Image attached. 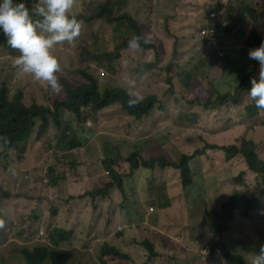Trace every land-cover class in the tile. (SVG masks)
<instances>
[{
	"label": "rangeland",
	"instance_id": "rangeland-1",
	"mask_svg": "<svg viewBox=\"0 0 264 264\" xmlns=\"http://www.w3.org/2000/svg\"><path fill=\"white\" fill-rule=\"evenodd\" d=\"M106 1L76 0L74 10L76 12L81 11L84 14L94 13L95 8ZM108 1L111 5H114L112 14L121 11L128 17L136 18L141 22L150 20L149 17H152L151 10L154 5L164 8L179 4V0H123L121 5L119 0ZM194 1L195 5L189 10L198 13V16L192 17V20H198L197 23L207 19L208 9L217 7L218 11L225 17L231 15L233 18H237L240 14L245 15L244 18L235 21L234 30L235 28L242 30L246 37L252 29V24L261 29L264 26L263 23H256L253 16L250 15V11H252L264 19V0H186L185 4ZM40 3L41 0H26V6L30 11ZM204 3L208 5L207 11L201 7ZM175 13L177 12L173 11V14ZM189 17L177 14L172 18L170 29L180 27L183 29L172 36L178 44L179 51L178 55L172 59L178 64L179 69L170 85L158 84L157 86L145 87L143 75H133V72H129L128 58H137L146 63L151 59L150 51L143 53L126 52L125 48L119 47L118 51L121 54L112 56L111 61L100 60L103 51H109L110 47L116 46V42L123 40L122 33L118 31L126 29V26L120 25L116 31L117 26H112V22L108 23L107 18L86 24L80 40L81 49H85L91 55L96 52V58L81 54L75 47L70 45L63 46V43L53 48V54L62 66L58 76L66 81L65 83L68 85L75 87L84 82L79 74L80 70L92 74L97 79L99 87L110 89L126 87L124 82L132 76L135 81H140L135 89L140 92L143 98L147 97L146 95L155 94L156 104L149 116L141 120L130 118L129 114L119 104L104 108L98 113L86 108L80 120L63 111L61 114L62 123L59 126L61 130L50 124L46 130L41 132L35 123L30 133V139L26 143L16 146L0 145V184L12 183L17 172L22 170L18 181L19 186L15 190L16 196L21 193V198H18L16 204L7 200L8 204L5 207L11 215L18 218L17 224L15 220L8 234L21 235L26 233L28 225L26 219L29 218L24 215L25 205L39 206V199L42 197L46 198L41 202V207L39 206L43 217L48 215V204L54 202L59 212L56 215L57 219L62 221V215L68 211L65 201L69 203L68 199L70 197L79 196V193L74 191V181L79 188L82 187V184L76 181V175L71 176V172L68 171L65 173L68 178L59 183L60 187H53L49 181L48 170L67 171L62 170L63 165L60 164L63 161L62 159L66 162L73 158L77 166H82L84 163L95 164L94 152L85 151L84 147H100L108 140L103 134L118 133L114 143L118 146L123 159L112 158L118 164L119 169L114 166L118 171L127 173L130 170V167L125 166L124 163L130 165L127 159L131 153L138 154L140 167L146 160L154 159L158 155L170 156L172 159L177 153H181L191 157L189 166L193 181L191 186L186 188L183 193L178 194V185L176 181L172 180V172L158 168L145 170L149 174L147 176L148 184L144 185V188L139 187V175L142 176L141 174H138L135 179L134 177H127L124 187L130 191L134 190L129 194L130 199L124 200L120 207L116 206V203L111 206L114 213H116V217L118 214L121 216V221L120 218H117L116 221H113V224L117 222V226L113 231L110 233L102 232L101 236L107 238V235L122 231L123 237L118 239L116 243L118 250L131 254L137 261V255L141 249L136 242L139 241L140 237H150L151 232L144 233L143 229H156L153 217L159 214V207L156 208L154 202L149 201L152 195L148 189L155 187V183L162 182L158 185L160 188L168 189L172 187L175 191V194L166 196L165 204L170 209L171 215V224L168 225L171 234L166 232L164 236L168 235L172 243L175 244L174 250H177L181 255L180 263L189 264L190 261L193 262L192 264L220 263L216 255L210 256L208 254L210 247L209 242H206L207 236L202 241L198 238L199 232L205 231L207 235H210L211 230L208 225L204 227L201 224V220H204L202 211L206 210L205 218L209 219L210 215L207 212L212 213L219 207V198L224 194L250 193L253 191L254 195H257L260 187L254 175L245 168L241 158L245 152H250L264 161V115L254 117L251 120L247 119L244 107L247 106L249 99L247 96L245 97V93L236 92L235 77L232 72L221 70V60L217 56L218 52L215 49L216 45H214L213 40L203 45L202 41L197 38L198 44L194 45L197 49H191V46L186 43L192 33L189 29L193 27L192 20L189 21ZM142 30L145 31L147 41L151 40V43L157 46L158 49L162 48V43L157 42L154 36L156 32L162 37L161 21L158 22V25L155 23L146 24L142 27ZM196 30L200 32V28H196ZM181 35L185 38L180 39ZM239 36V32L233 33L234 39L237 40ZM97 37L99 39H96ZM191 40L194 42L195 39L192 38ZM232 49L233 53L236 54L242 47L239 44H234ZM167 52L170 56V48ZM10 53L13 55L19 54L11 49L7 52L4 46L0 44V85L6 87L10 99L17 97L20 93L24 106L31 104L41 106L48 104L54 98L55 100L64 98L63 90L58 94L53 93L48 90L50 88L46 82L36 81L30 74L28 75L33 81L22 75H17L12 65L17 68L18 66L15 64V60H11L12 55ZM237 60L240 65L244 64L241 54L237 55ZM154 75L156 74L154 73ZM150 76L151 74H148V77ZM224 94V103L215 106L209 105L207 108L204 106L208 100L213 101L216 99V101H219ZM229 99H235L238 104L236 106L230 104ZM83 120H85L84 127L81 124ZM67 121L68 126H66ZM69 127V132L76 136L79 144L82 142L84 145L80 144L81 146L75 149L61 151L55 145L60 137V132L63 131L62 129L66 130ZM204 142L239 147L242 144L243 150L239 147L236 148L240 149V154L237 153L236 149L230 153L222 151H218L216 154L210 153L214 160L220 161V163L224 162L214 167L210 165V156H196L193 153L195 148L201 147ZM78 160L79 162H77ZM16 162L18 163L13 164ZM214 168L217 171H212ZM130 172L134 173L135 171L130 170ZM23 174H28L29 179L21 186L20 180ZM101 174L104 175V171ZM33 175L35 177H32ZM44 179L47 184L41 183V180ZM133 179L134 181H132ZM103 181H105V178H103ZM91 185L97 187L96 183ZM139 195L141 201L139 200L137 208L138 216L145 218L146 222L138 225V217L134 213L136 203L134 197L138 198ZM115 196L116 194L113 197ZM58 198L62 202L58 203ZM25 199L31 201H25ZM261 203L262 208L256 209L251 214L253 224L260 225L258 232L254 231L252 227L250 228V223L245 219L239 224L233 222L231 224L232 232L228 229L219 230L226 246H231L228 244V239L232 240L236 244L235 246L244 250L251 259L254 254H259L261 246H264V228L259 223V220L264 218V198L261 199ZM71 207H73L72 204ZM148 209H154V212L150 213ZM33 213L38 217L35 212ZM130 215L131 218H129ZM238 225L242 227V234L238 229ZM65 226L69 229L71 225L67 223ZM98 226L101 228L100 230L109 227L105 222ZM242 235L248 238L244 240ZM162 238L159 240L161 241ZM3 240L4 237L0 234V243ZM18 242H20V239H18ZM32 242V239L27 240L29 245ZM204 244H206V247L203 251H206V254L201 251V249H204ZM66 248L70 256L67 264H73V261L78 262V256L75 255L76 251H73L70 245ZM199 254L204 257H199ZM162 257L161 264H163L165 258V248L162 250Z\"/></svg>",
	"mask_w": 264,
	"mask_h": 264
},
{
	"label": "trees",
	"instance_id": "trees-1",
	"mask_svg": "<svg viewBox=\"0 0 264 264\" xmlns=\"http://www.w3.org/2000/svg\"><path fill=\"white\" fill-rule=\"evenodd\" d=\"M121 1L123 0H119L120 5ZM185 2L186 0H179L178 5L164 8L154 5L151 10L152 17H149L150 20L147 22L130 18L126 14L121 13V11L112 14L114 5H111L108 0L95 8L94 13L89 12L84 14L81 11L76 12V10H74V13L78 19L83 20L81 28H85L86 24L97 22L98 19L102 18H107L108 23L112 22V26H117L116 31L120 25L126 26V29L123 31H118L122 33L123 40L116 42V46L110 47L109 51H103V56L100 57V60L104 59L107 61H111L112 56L121 54L118 51L119 47L125 48L126 52H131L132 50L127 47L128 40L134 35L146 36L142 27L146 24L151 25V23L158 25V22L161 21L163 38L156 32L154 36L157 42L162 43V48L158 49L149 40L146 43H142L143 51H135L136 53L150 51V61L144 63L140 59L127 57L129 60V72H133V75H143L145 81L143 84H145V87H151L157 86L158 84L170 85L175 73L179 69L178 64L172 59L179 53L178 44L172 36L176 35L183 28L170 29L172 18L174 15L179 14L186 17L190 16L189 21H191L193 16H198V13L189 10L195 5V1L189 4H185ZM207 6V3H204L201 7L207 11ZM173 11L177 13L173 14ZM208 11L214 13L212 18L207 17V19L202 20L200 23H197L198 20L194 19L191 21L193 27L189 25L191 27L189 30L192 33L186 43L191 46V49H197L194 46L198 44L197 38L202 41L203 45L213 40L214 45L217 46V50L222 52H230L234 44H239L244 49L250 48L249 43L257 36L255 31L251 32L248 40L242 31H237L240 33V36L236 40L233 38L232 33L234 32L233 27L236 24L235 21L238 19L233 18L231 15L227 17L223 16L217 7L210 8ZM250 15L253 16L256 23H264V19L257 13L250 11ZM199 20L201 19L199 18ZM196 28H200L204 33L201 34ZM209 31H213V34L210 38H207L205 33ZM260 37L264 39V33ZM184 38L183 35L180 36V39ZM192 38L195 39L194 42H192ZM96 39H99V37ZM0 44L4 46L7 52L10 50L6 45V38L2 33H0ZM70 46L75 47L81 54L91 55L85 49H81L80 41H75ZM169 48L171 50L170 56H168L167 52ZM244 49L240 52L243 53ZM91 56L96 58V52H93ZM15 57L12 55L11 60H15ZM12 67L14 66L12 65ZM79 74L84 82L72 87L60 78V84L62 85L65 97L61 100H55L54 98L48 104L41 106L37 104L24 106L21 103L20 95L14 99H8L6 88L0 85V145L16 146L26 143L30 139V133L35 123L41 132L46 130L50 124L57 126L61 130L59 126L62 123L63 118L61 114L63 111H66L73 118L80 120L86 108L98 113L104 108L119 104L129 114L130 118L139 120L149 114L156 102V96L149 94L140 103L134 106L128 105L127 93L128 90H132V84L129 82H134L135 86L140 83V81H135V78L132 76L124 82L126 83V87L122 89H110L107 87H99L97 79L85 70H80ZM148 74H151V76L148 77ZM245 79L246 77L240 78V85L244 84V87L246 85L244 83ZM245 113L247 119L251 120L254 117L264 115V110L258 109L254 105L246 107ZM84 123L85 120L81 121L83 127ZM66 126H68V121L66 122ZM96 126L98 127L99 125L97 124ZM69 129L70 127L66 130L62 129L63 131L60 132V137L56 142L55 147L61 151L75 149L76 147H80V144L84 145L82 142L79 144L76 136L71 134ZM103 136L108 140L102 146L84 147L85 151L94 152L96 158L95 164L89 165L84 163L82 166H77L73 158H70L66 162L62 159L63 161L60 163L63 165L62 170L67 171L48 170L49 181L53 187H60L59 183L68 178L65 175L68 171L71 172V176L76 175V181L82 184V187L79 188L74 181V191H77L79 196L74 198L70 197L68 199L69 203L65 201L68 211L62 215V221L57 219L56 215L59 212L54 202L48 204V215L43 217L39 206L41 207V202L46 200V198L42 197L39 199V206L28 205L29 212L26 218L29 219H26L28 221L26 233L21 235L16 233L8 234L15 220L17 224L18 218L11 215L5 209L8 204L7 199L5 197L0 199V202L2 201L0 204V234L4 237V240L0 243V264H67L68 260H70L66 248L68 245H70L73 251H76L75 255L78 256V262L73 261V264H146V260L143 257L137 255L136 261L131 254L129 255L118 250L116 243L118 239L123 237L122 231L116 232L113 235H107V238H104L101 236V233H110L111 230H100L101 228L98 225L105 222L108 226H112L113 221L117 218H120L121 221L119 214L117 217L114 216V211L111 206L116 203V206L120 207L124 200H127V198L130 199L129 194L134 190L130 191L124 187V182L127 181V177H134L135 179L138 174H141L142 176L139 175V187L144 188V185L148 184L147 176L149 173L145 170L149 171L150 169L158 168L172 172V180L176 181L178 185V194L183 193L186 188L191 186L193 181L192 171L189 166L191 157L181 153H177L172 159L170 156L158 155L154 159L146 160L140 167L138 154L131 153L127 159L130 165L127 163L124 164L130 167L131 171H136L131 173L128 170L125 173L124 171L117 170L119 169L118 164L112 159H123L118 146L114 143L118 133L103 134ZM237 147L239 146L204 142L201 147L195 148L193 153L196 156H210V153L216 154L218 151L230 153ZM239 148L243 150V145L241 144ZM236 151L238 154L241 153L240 149H236ZM241 159L246 168L254 175L260 190L257 192V195H254L253 191H251L250 193L236 192L221 196L219 198V207L212 213L210 211L207 212L210 215L209 219H207L211 227L210 235H207L205 231L199 232L201 237L207 236L206 242H209L210 247L208 254L210 256L216 255L220 260L219 264H250L251 262L247 253L241 248L234 245L226 246L224 238L219 231L222 229V223L230 220L231 210L233 208L237 207L239 211V215L234 216L242 220L245 219L250 223L254 231L258 232L260 230V225L253 224L251 211L262 208L261 199L264 198V161L258 159L257 156H254L250 152H245ZM64 162L66 163L65 167ZM222 163L224 162L220 163V161L214 160L210 156L211 166L217 167ZM103 171L105 173L104 175L101 174ZM212 171H217V169L214 168ZM103 178H105V181H103ZM92 183H96L97 187L92 186ZM161 183L157 182L155 183V187L148 189L152 195L149 201H153L156 208L159 207L158 216L153 217V221L156 223V229H143L144 233L150 231L151 235L150 237H140L136 243L148 252L147 262L152 260V264H157V260L161 257L162 250L165 248L163 264H182L180 263L181 255L177 250H174L175 244L172 243L168 235L164 236L166 232L171 234L168 229V225L171 224V215L170 209L165 204L166 196L168 194H175V191L172 187L168 189L160 188L158 185ZM114 194H116L115 197H113ZM134 200L136 201L134 213L138 217L139 225L145 223L146 219L138 216L137 208L139 206V200L141 201L140 195L138 198L134 197ZM57 201L58 203L62 202L59 198ZM71 204L73 207H71ZM129 218H131V215ZM67 223L71 225L69 229L65 226ZM259 223L264 228V218L260 219ZM115 226H112V229ZM160 238H162L161 241L159 240ZM18 239H20V242H18ZM31 239L33 240L32 244H27V240ZM203 254H206V251H203ZM198 256L202 257L203 255L199 254ZM192 263V261L189 262V264Z\"/></svg>",
	"mask_w": 264,
	"mask_h": 264
},
{
	"label": "clouds",
	"instance_id": "clouds-1",
	"mask_svg": "<svg viewBox=\"0 0 264 264\" xmlns=\"http://www.w3.org/2000/svg\"><path fill=\"white\" fill-rule=\"evenodd\" d=\"M75 6L76 0H41V3L30 11L26 6V0H0V33L5 36L8 48L19 53L18 55H14L16 56L15 64L18 68L12 67L17 75H22L30 80L33 78L36 81H44L50 88L48 90H51L53 93L58 94L62 90V85L60 84V78L58 76L62 70V66L52 50L61 43H63L64 46V43L65 45H70L75 41L81 40L85 28H81L83 20L78 19L77 15L74 13ZM213 14L214 13L208 11L207 17L212 18ZM242 15L243 14H240L237 18H234L240 20L245 17V15ZM251 26L252 29L247 36V40L250 38L252 31H255L257 36L249 43V49L242 48L244 49L243 53L240 52L242 49L236 54L233 53L232 48L230 52L219 51L216 46L215 49L218 52V58L221 60V70L232 72L235 77L236 92L245 93V97L247 96L249 99L246 107L255 105L258 109L264 110V39L260 37V35L264 33V26L262 29L258 28L257 25L252 24ZM235 30L234 32L242 31L236 28ZM200 33L203 34L204 32L200 29ZM205 34L207 38H210L213 31H209ZM146 42L147 36L134 35L128 40L127 47L133 52L143 51L142 43ZM239 54H241L244 59V64L242 65H240L237 60V55ZM256 69L257 71L255 72ZM28 74H30L32 78ZM242 77H246L244 81V83H246L245 87L244 84L240 85V78ZM129 83L132 84V90L127 93V102L129 106H134L140 103L143 97L140 92L135 89L134 82ZM20 98L23 104L22 97L20 96ZM8 99L10 98L8 97ZM224 101L225 94L222 95L219 101H216V99L213 101L208 100L204 106L207 108L209 105L215 106L219 103H224ZM229 102L234 106L238 104L235 99H229ZM155 104L156 102L154 105ZM154 105L149 114L153 111ZM246 107H244V111H246ZM149 114L143 116L141 119L148 117ZM17 163L18 162L13 164ZM249 172L252 173L251 171ZM20 173H22V170L17 172L12 183L0 184V199L5 197L14 204L18 202V198H21V193L19 196H16L15 190L19 186L18 181L20 179ZM32 177H35V175ZM28 179L29 175L23 174V176H21L20 185L23 186ZM41 183L47 184V181L44 179L41 180ZM25 201H30V199H25ZM24 209H26V211H24L26 217L29 212L28 204L25 205ZM148 210L150 213L153 211L152 209ZM255 210L256 209L252 210L251 213ZM205 211L206 210L202 211L204 220H201V224H203L204 227L206 225L209 226L205 218ZM234 215H239L237 207L231 210L230 220L222 223V229H228L232 232L231 224L233 222H237V224L241 223L242 219ZM114 216L116 217V213H114ZM116 224L117 222L112 226ZM112 226H109L107 229L112 231ZM238 229L242 234L243 231L240 225H238ZM243 237L244 240L248 238L247 236ZM198 238L202 241L205 236L201 237L198 235ZM228 244L236 245L230 239H228ZM205 247L206 244H204V249ZM140 249L138 255L146 260V264H152V260L147 262L148 252L142 247H140ZM204 249H201V251ZM162 258V255L158 258L157 262H159V264L162 263ZM249 258L251 261L250 264H264V246H261L259 254H254L252 259L251 257Z\"/></svg>",
	"mask_w": 264,
	"mask_h": 264
}]
</instances>
